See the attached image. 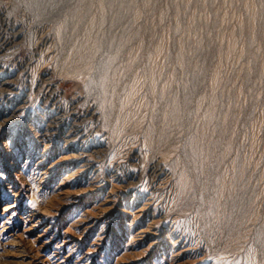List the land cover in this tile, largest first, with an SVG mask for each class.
I'll return each instance as SVG.
<instances>
[{"label":"rangeland","instance_id":"374dc122","mask_svg":"<svg viewBox=\"0 0 264 264\" xmlns=\"http://www.w3.org/2000/svg\"><path fill=\"white\" fill-rule=\"evenodd\" d=\"M0 86V264H264V0H0Z\"/></svg>","mask_w":264,"mask_h":264},{"label":"bare ground","instance_id":"6f19581e","mask_svg":"<svg viewBox=\"0 0 264 264\" xmlns=\"http://www.w3.org/2000/svg\"><path fill=\"white\" fill-rule=\"evenodd\" d=\"M92 48V45L91 44H89V40L87 39V40H85L83 43H82V45H81V47L79 48V51H78V54H77V58L78 59H80V60H83L84 61V64H82L81 66L80 65H75L72 69H67L66 71L69 73H75V72H77L78 70H80V69H83L84 71H90V69L92 68V64H91V57L89 56V53H87V52H89V50ZM64 72V71H63ZM66 73V72H65ZM4 82V84L6 83V82H9L8 80H4L3 81ZM2 84V83H1ZM151 84H152V88L154 87V86H156V84H157V81L155 80V77L153 76L152 77V81H151ZM1 86H5V87H7V86H10V83H8L7 84V86L6 85H1ZM0 86V87H1ZM13 87V86H12ZM2 88V87H1ZM4 88V87H3ZM2 88V89H3ZM10 88H11V86H10ZM5 89V88H4ZM33 89V88H32ZM7 91H9V90H7ZM53 92V91H52ZM51 94V93H50ZM63 105V104H62ZM14 108V107H13ZM20 108H22V105H20V103H19V105H17V108H15V110L13 109L12 110V112L14 113V112H16V111H18ZM5 112V111H4ZM11 113V112H10ZM58 115H59V113H58ZM3 116H5V115H3ZM56 121V120H55ZM123 120H120V122H122ZM126 121V120H125ZM54 122V121H53ZM119 122V123H120ZM124 122V121H123ZM122 122V124L120 123H118V126L115 128V125H114V133H116V134H120V132L124 129V123ZM116 123V122H115ZM53 124V123H52ZM58 125V124H57ZM121 125V126H120ZM56 126V125H55ZM74 126V125H73ZM48 127V126H47ZM71 129V128H70ZM78 129V128H77ZM47 130V129H46ZM51 130V129H50ZM49 132V131H48ZM78 133V132H77ZM41 134V133H40ZM46 134V133H45ZM50 135V134H49ZM48 136V135H47ZM74 137V136H73ZM76 137V136H75ZM46 138V137H45ZM70 138V137H69ZM41 139H43V136H42V138ZM47 139H48V137H47ZM45 141V140H44ZM43 141V142H44ZM47 142V141H46ZM47 145H48V143H47ZM45 146V145H44ZM28 151V150H27ZM86 157V156H85ZM87 158V157H86ZM42 160V159H41ZM40 160V161H41ZM86 160V159H85ZM83 161L84 160H82V163H83ZM89 161V160H88ZM89 163V162H88ZM79 166V165H78ZM81 166V165H80ZM82 167H83V165H82ZM86 167H88V166H86ZM46 168V167H45ZM78 168V167H77ZM44 169V168H43ZM49 169V168H48ZM82 169V168H81ZM43 171V170H42ZM44 173H46L47 174V170L45 169V172ZM42 176V175H41ZM47 177V176H46ZM44 178H45V176H44ZM112 190V189H111ZM62 191V190H61ZM64 193V192H63ZM59 194V193H58ZM59 195H61V192H60V194ZM111 195V194H110ZM106 197H108V195L106 196ZM108 199V198H107ZM110 199V198H109ZM106 200V199H105ZM104 201V200H103ZM108 203H110V202H108ZM145 203V202H144ZM148 203V202H147ZM11 204V203H10ZM6 204V206H4V208L6 207V208H8V207H11V206H13V205H15L14 203L13 204ZM102 204V203H101ZM102 206V205H101ZM105 206V205H104ZM107 206V205H106ZM105 206V207H106ZM103 207V206H102ZM101 207V208H102ZM140 209H142V208H140ZM102 210V209H101ZM134 212V211H133ZM134 215V214H133ZM137 215V214H136ZM138 216V215H137ZM39 218V217H38ZM155 218V217H154ZM40 219V218H39ZM154 220V219H153ZM41 221V220H40ZM38 222H39V220H38ZM152 224V223H151ZM36 225H38V223L36 222V224H35V226ZM153 227V226H152ZM145 228H149V227H145ZM141 229V228H140ZM142 229H144V227L142 226ZM150 230V229H149ZM153 230V229H152ZM155 231V230H154ZM153 231V232H154ZM42 232V231H41ZM40 232V233H41ZM143 232V231H142ZM141 233V232H140ZM139 233V234H140ZM39 235H42V234H39ZM138 236V235H137ZM141 236V235H140ZM144 237V236H143ZM154 237H156V236H154ZM38 238V237H37ZM45 238V237H44ZM65 239V238H64ZM78 239V238H77ZM152 239V238H151ZM154 239H156V238H154ZM157 241V240H156ZM75 243H76V241H75ZM40 244V243H39ZM78 244V243H77ZM39 250V249H38ZM186 250V249H185ZM181 252V251H180ZM179 254V253H178Z\"/></svg>","mask_w":264,"mask_h":264}]
</instances>
